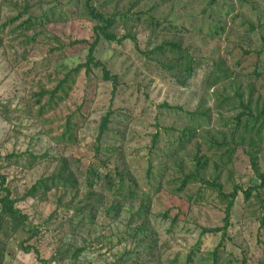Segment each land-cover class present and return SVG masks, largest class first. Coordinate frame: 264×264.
<instances>
[{
  "label": "rangeland",
  "instance_id": "rangeland-1",
  "mask_svg": "<svg viewBox=\"0 0 264 264\" xmlns=\"http://www.w3.org/2000/svg\"><path fill=\"white\" fill-rule=\"evenodd\" d=\"M93 1L101 10L111 12L115 9L127 10L134 0H113L108 3L105 0ZM207 1L139 0L133 11H147L162 2L151 13L166 17L167 21L153 36L152 28L144 22L147 13H144L142 21H132L136 23L132 32L137 33L139 46L130 38L121 43L100 42L97 56L107 63L113 73L119 75V88L115 98H112V84L102 79L99 70L96 77L88 78L84 73L79 76L71 98L61 108L49 113L58 118L69 108H74L76 103H85L84 111L88 113V120L79 130L80 141L65 146L52 137L58 132V121L52 124L56 129L50 133V122H44L35 115L31 108V92L41 84L53 85L55 76L85 60L88 50L81 46L77 52L74 51L76 47H67L68 55L49 49L62 42L68 44L74 39L91 38L95 21L89 17L85 0H0L1 21L15 15L25 2L31 4L33 12L38 15L52 16L54 13L56 17H67L48 23L43 29L44 33L36 42L28 44L26 51L18 40L12 38L10 27H7L5 44L0 47V165H7L6 156L12 152L33 151L37 155H45L32 168L21 169L13 163L6 169L15 172L17 182L24 186L32 184L42 174L51 172L55 157L61 153L74 154L87 164L94 159L92 145L102 115L111 105L114 114L105 140L107 144L123 146L129 168L138 178L141 188L149 190L153 198L145 234L122 241L119 239L125 235L130 214L137 209L138 202L126 204L117 219L100 212L93 217L83 216L81 222L76 218L72 225L66 224L60 229L54 223L44 224L45 218L55 207L53 196L44 202L34 199L23 201L20 205L30 214L29 225H39L42 229L39 236L27 240L25 245L37 246L40 256L34 249L28 252L20 246V241L29 236V232L21 230L9 240L3 264H42L41 257L50 258L48 264H184L193 247H196V256L192 264H212L210 249L219 242L220 235H201L200 232L203 226L223 224L225 203L215 189L203 186L200 182H192L183 191L176 192L175 189L180 185L178 173L168 166L170 162L163 153L166 147L172 145V132L188 123L184 110H194L202 95L206 98V105L213 107L214 89L227 87L232 91L242 83L240 70L233 68L231 77L206 89V80L214 61L220 56L227 57L229 65L233 67L231 63L241 55L240 45L252 50L262 47L264 0H219L218 4L203 12ZM250 21L257 25L254 31L250 30ZM168 23L177 28H170ZM221 24L225 25V29L214 34L213 30ZM181 27L185 30L181 31ZM127 30L122 23L116 28L119 35ZM178 32L180 36L183 35L185 45H190L203 63L186 86L178 83L156 59L143 52L147 47ZM256 60L253 52L243 66ZM261 64L264 65V51L261 53ZM258 87L260 89L254 92L252 105L255 111L260 112L264 109V74L258 81ZM233 113L213 110L211 122L201 124L199 133L205 135L209 131L216 134L219 129H226L224 118ZM165 127L172 130L167 131ZM158 129L161 130L158 147L163 149L162 152L151 148L152 135ZM261 133L263 142L258 163L259 169L263 171L264 129ZM150 162L153 163L151 182L147 174ZM166 162L168 168L160 177L161 167ZM114 164L115 160L110 163V167L113 168ZM213 170L211 167L210 173ZM216 173H219V181L223 183L225 191L232 190L235 184L247 187L256 177L254 164L242 148L234 154L230 163L220 164L214 175ZM258 205L255 196L245 201L243 194H239L222 256L225 264H242L243 261L257 264L263 259L264 228L258 219ZM169 208L174 209L172 213L181 208L188 218L172 223L170 218L162 215ZM108 238H112L113 242L110 243ZM84 243L89 246L77 259L72 258L70 252L65 253L63 258L58 253L59 250Z\"/></svg>",
  "mask_w": 264,
  "mask_h": 264
},
{
  "label": "trees",
  "instance_id": "trees-1",
  "mask_svg": "<svg viewBox=\"0 0 264 264\" xmlns=\"http://www.w3.org/2000/svg\"><path fill=\"white\" fill-rule=\"evenodd\" d=\"M113 0H105V3ZM248 1V0H245ZM139 0H134L127 10L115 9L111 12L101 10L93 0H85L89 17L95 21L93 25V35L91 38L74 39L62 42L57 46H52L51 52L60 51L67 53V47H76L75 52L80 50V46L87 48L88 52L84 61L63 70L61 75L55 76L54 83L51 86L41 84L38 89L31 92V108L38 118L44 122H50L48 131L54 132L56 127L52 125L57 120L58 132L52 137L56 142L65 146L75 145L80 141L79 130L87 122L88 113L84 111V101L76 103L74 108H69L60 117L54 118L49 115L66 104L71 98V93L76 85L79 76L84 73L86 77L92 78L97 76V71L101 73L104 81L112 84V98H115L119 88V75L113 73L107 63L97 56V49L102 40L108 42L121 43L130 38L139 46V37L137 33L132 32L136 26L135 22L143 20L144 13H147L144 22L147 27L152 28V36L160 29V26L167 18H161L151 13V10L158 8L162 2H158L147 11H133ZM219 0H208L203 8L207 12ZM32 5L28 2L23 4L22 9L4 21H1L0 5V47L5 44V32L10 27L9 32L13 34L12 38L24 47L26 51L28 44L34 43L38 37L44 33L43 29L52 21H61L67 17L41 14L33 12ZM213 11V10H212ZM230 11V10H229ZM228 11V12H229ZM209 15H213L210 13ZM123 24L128 28L127 32L119 35L116 28ZM15 24V25H14ZM250 30L254 31L257 25L250 21ZM170 28H177L176 25L168 23ZM165 28V27H164ZM225 25H217L213 30L214 34L221 33ZM181 31L185 29L180 28ZM219 31V33H217ZM179 33V34H178ZM170 38L163 39L155 43L152 47H147L143 52L151 58L156 59L165 69H167L183 86L189 84L197 70L202 66L199 58L191 49L190 45H185L183 35L180 32ZM152 36L149 38L152 43ZM241 55L236 57L231 67L227 57L220 56L214 61L213 69L206 80V89L209 90L217 83L231 77L234 69H239V77L242 83L238 88L229 91L227 87L216 88L213 91L215 103L213 107L206 105L204 95L194 110H184L181 106L178 108L184 110L187 115L188 123L181 129L172 132L174 137L172 145L166 147L164 155L170 162V165L178 173L180 181L176 192L183 191L188 184L200 182L201 185L213 188L219 194L221 200L225 203L223 224L217 226H203L201 235L212 233L220 235L219 242L210 249L212 264H225L222 259L226 250V239L229 237L228 229L232 224V212L240 193L243 194L245 201H249L254 196L259 204L260 214L258 219L260 225L264 228V170L259 169L258 158L263 142L262 130L264 129V109L260 112L255 111L252 105L254 92L259 90L258 81L264 74V65L261 64V53L264 51V34L262 35V47L252 50L249 47L240 45ZM255 52L257 60L252 64L243 66L245 60H248L251 53ZM234 68V69H233ZM243 68V70H241ZM252 68V69H250ZM50 76V74H48ZM248 93L247 97L245 96ZM164 106L171 107L168 103ZM213 110L218 112L233 111L234 113L224 118L226 129H219L216 134L209 131L205 135L199 133L198 128L201 124L210 123L212 120ZM114 109L111 105L105 114L102 115L99 125L98 134L93 142L94 159L84 164L82 159L74 154L61 153L55 157L54 167L51 172L44 173L38 177L32 184L21 186L17 182V174L6 169L15 163L21 169L32 168L36 163L43 160L45 155H37L33 151L10 153L6 156L7 165H0V264H3L6 247L9 240L19 231L29 232L27 239L20 241V246L25 251H34L40 256V250L34 245H25V242L36 235L42 233L39 225H29L30 214L20 205L23 201L34 199L39 202L47 201L53 196L55 202L54 209L45 218L44 224H57L63 229L66 224L72 225V221L78 218L81 222L83 216H96L100 212L113 219L119 218L121 212L125 209L126 204L138 202V207L130 214L125 235L119 241L128 238L135 239L138 235L145 234L147 221L151 214L152 194L149 190L142 189L138 178L129 168L125 159V151L122 145L107 144L105 136L111 129L112 116ZM167 131L172 128L165 127ZM161 141V130L158 129L152 135L151 148L159 149L158 143ZM242 148L249 154L254 167L256 177L253 183L247 187L235 184L230 191L224 190V185L219 181V173L214 175L220 164H228L232 161L234 154ZM163 149H159L162 152ZM119 159H121L119 161ZM114 167L110 163L114 162ZM167 162L162 166L160 177L163 176L168 168ZM213 172L210 173V168ZM12 177H9L10 174ZM150 179L153 178V163L150 162L147 169ZM156 190V188H155ZM198 201V197L196 199ZM173 208H169L162 213L164 218H170L172 223H177L181 219L188 218L186 213L180 208L172 213ZM42 223V225H44ZM50 228V227H49ZM48 229V228H47ZM110 243L112 238H108ZM89 245L84 243L74 248L68 247L59 250L61 258L65 253L70 252L72 258H78ZM196 256V247H193L187 256L184 264H192ZM59 257V256H57ZM42 264H48L50 258H43ZM242 264H247L245 261ZM257 264H264L263 259Z\"/></svg>",
  "mask_w": 264,
  "mask_h": 264
}]
</instances>
